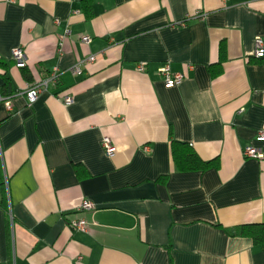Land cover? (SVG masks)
<instances>
[{"label": "crops", "instance_id": "0c3cea01", "mask_svg": "<svg viewBox=\"0 0 264 264\" xmlns=\"http://www.w3.org/2000/svg\"><path fill=\"white\" fill-rule=\"evenodd\" d=\"M258 36L264 0H0V264H264V244L225 231L264 224ZM165 63L178 84H164ZM173 140L218 166L177 169ZM84 199L95 224L74 231Z\"/></svg>", "mask_w": 264, "mask_h": 264}, {"label": "built area", "instance_id": "2783aa9c", "mask_svg": "<svg viewBox=\"0 0 264 264\" xmlns=\"http://www.w3.org/2000/svg\"><path fill=\"white\" fill-rule=\"evenodd\" d=\"M198 16H201V14H197ZM62 40L63 37L60 38L58 42V48L57 51L61 52V46H62ZM89 37L88 36H83L81 37V41L83 42H89ZM264 53V39L261 37H256L254 40V50L252 55L255 58H261ZM12 59L19 65L23 66L25 65V58H24V53L21 48H15L11 52ZM95 59L94 55H90L79 62H77L75 65L71 67V72L72 74H80L82 72L81 70V64L86 65L91 62H93ZM144 66V63L141 62L137 65L138 70H142ZM191 67V66H189ZM158 73L162 77V80L166 86H172L175 84H178L183 78H184V73L182 72H172L170 70V67L167 63L162 65L158 69ZM59 78V70L57 67H54L51 71L43 73L38 80H34L28 89L25 91V96L26 100L29 103H32L40 93L42 89H46L49 85H54ZM61 101L64 104H68L72 101L71 96L69 95H61L59 96ZM0 99L2 97L0 96ZM5 107L7 108L8 111L11 109V105L8 99L5 100L4 102ZM257 137L259 139H264V126L258 131ZM101 147L104 151L105 154L107 155H112L114 152V146L112 144L111 139L108 136H102L101 137ZM145 150H147V146L144 147ZM243 155L246 157H252V158H257L261 159L263 157L262 153H260L256 148L252 146H245L243 149ZM93 209V204L91 201L84 199L82 202L75 208V218L69 221L70 227L74 231H82L86 232L89 230L90 226L95 224L93 221L89 222L85 218L79 216V214L85 212V211H91Z\"/></svg>", "mask_w": 264, "mask_h": 264}, {"label": "trees", "instance_id": "16d2710c", "mask_svg": "<svg viewBox=\"0 0 264 264\" xmlns=\"http://www.w3.org/2000/svg\"><path fill=\"white\" fill-rule=\"evenodd\" d=\"M20 68L23 76L28 79L29 74L27 68L24 65ZM210 73L214 76L216 70L214 71L213 69H210ZM7 83L6 80L5 84ZM4 94L3 87H1L0 96H3ZM171 156L177 169L182 171L206 170L218 166V160L216 158L207 161L202 160L190 146L184 142L176 140H173L171 143ZM75 169L77 174L81 173L80 169L82 168H80V166L76 165ZM225 231L229 235L249 237L256 243L264 244V224H243Z\"/></svg>", "mask_w": 264, "mask_h": 264}]
</instances>
